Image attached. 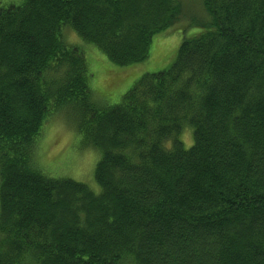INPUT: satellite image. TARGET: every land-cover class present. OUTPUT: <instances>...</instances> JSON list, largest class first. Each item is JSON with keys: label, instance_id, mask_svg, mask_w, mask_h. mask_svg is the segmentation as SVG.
Returning a JSON list of instances; mask_svg holds the SVG:
<instances>
[{"label": "trees", "instance_id": "16d2710c", "mask_svg": "<svg viewBox=\"0 0 264 264\" xmlns=\"http://www.w3.org/2000/svg\"><path fill=\"white\" fill-rule=\"evenodd\" d=\"M179 24L202 31L171 67L95 102L68 29L125 68ZM62 113L99 192L35 162ZM0 264H264V0L0 5Z\"/></svg>", "mask_w": 264, "mask_h": 264}, {"label": "rangeland", "instance_id": "374dc122", "mask_svg": "<svg viewBox=\"0 0 264 264\" xmlns=\"http://www.w3.org/2000/svg\"><path fill=\"white\" fill-rule=\"evenodd\" d=\"M22 0H0V5L20 3ZM197 0H184L188 11ZM196 14L197 8L190 10ZM181 24L154 37L150 57L147 61L132 67L118 68L104 53L95 47L84 44L76 32L68 29L65 33L68 44L79 47L90 64L93 79L90 85L95 102L102 108L121 102L123 96L133 84L146 74L161 72L171 67L177 59L179 48L185 37H194L202 30L197 27L187 29ZM187 29V31H186ZM95 90L98 93H94ZM44 124L42 137L36 149L35 162L41 171L52 178H70L88 185L95 192L99 187L95 183V166L98 152L87 146L84 137L72 126L66 113L54 116ZM185 148L192 146V134L183 135ZM167 146V144H166ZM169 147V146H168Z\"/></svg>", "mask_w": 264, "mask_h": 264}]
</instances>
